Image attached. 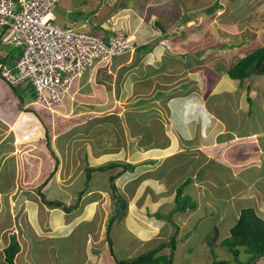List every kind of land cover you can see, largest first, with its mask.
I'll use <instances>...</instances> for the list:
<instances>
[{
  "label": "rangeland",
  "instance_id": "rangeland-1",
  "mask_svg": "<svg viewBox=\"0 0 264 264\" xmlns=\"http://www.w3.org/2000/svg\"><path fill=\"white\" fill-rule=\"evenodd\" d=\"M213 2L214 4H212ZM68 3L72 9L77 4H80V7L79 9L67 11L66 6ZM213 6L217 7L208 13L207 10ZM98 7L101 8L100 14L104 15H94ZM77 10L82 12L83 16H88L89 21H91L92 17V20L102 17L101 20L106 23L109 22L106 19L111 16L112 22L106 24L111 27L112 31L119 34L130 32L132 26H136L135 32L137 33H142L144 29L148 28L157 33L153 21L159 23L164 29L162 31L164 33H178L176 34L178 44H181L180 39H184L185 45H189L184 52L185 55L181 57V61H186V66L184 63L180 64V66L174 64L173 71L168 73L167 76H159V72L152 75V79H154L152 94L150 92L148 94L144 93V96L142 95V104L139 105L143 106H140L139 109L140 111H147L150 108L152 109L151 115L157 113L160 115L159 110L156 112L152 108L153 104L148 100V98L151 99L157 92V87L161 90H158L159 92H163L166 98L171 99L168 106H171L172 109L174 107L173 110L180 116V118L172 119V125L177 130H182L180 125L184 127L188 125L191 115V119L194 118L193 110L195 109V113H197L196 108L198 109V106H200L202 107L203 116L208 117L206 118V123L212 125L216 123L214 121L216 119L219 133L227 140L225 143L218 140L215 143L213 142L212 145L206 144L208 146L202 147L200 155L203 160L196 158L197 154L199 156V153L196 152L197 154L195 155L182 156L179 163L167 161L160 166L159 171L155 175L161 176L163 173L166 174L167 178L164 183L166 182L165 184L169 186L172 193L165 195L163 192H159L162 194V197L156 200L151 197L149 199L150 205L148 203L144 204L145 200H148L147 198L150 196V192L146 193L147 188H144L149 183L148 180L141 179L140 183L137 181L136 185L142 186L143 190L137 193V195L134 194L132 198L127 195V192L122 193L118 191L121 192L119 196L123 209L122 207L118 209V204L115 203L116 196L113 191L108 190V194H103L105 195L104 200L103 197L98 200L99 195L91 192L98 188L99 190L102 189V191L105 190L104 188L111 184V178L114 176L107 179L105 176L98 174L99 172H94L93 168L88 171L89 166L86 165H89V162L86 158V151L84 150L85 153H83L84 147H82L76 154L81 161H79L77 168L81 171L78 179L68 186V188H62L58 183L56 184L52 181V185L44 193V196L53 193L55 196H70L71 202L69 204L72 203L74 205L72 207L74 208V212L67 211V205L64 208L65 212H63L62 221L58 220L65 226L59 227L61 224L51 226V224H54V219L49 218L50 215L46 213L47 210H41L38 224L35 223L34 226H38L45 234H38L40 231L37 227L36 231L38 235L36 237L33 234L30 235L28 229V232L24 234V226L22 225V221L28 218L23 219L25 214H22V212H26V205L28 206L27 201L29 200L19 195L13 196L10 205L7 201L5 203V198H1L3 190L6 191L10 186V179L7 175L9 169L4 162L0 167V229L2 232H0V251H3L7 246V242L14 236L17 242L20 243V250L14 257L15 264H116V260L133 259L142 251L149 250L160 244L169 243L170 237L174 235L176 231L175 227L177 226L178 229L174 237L176 239V249L172 264H211L213 260H230L231 263L235 264L233 255L225 247L221 246L220 243L225 237L229 236V229L239 217L241 207L250 208L248 207L250 206L249 200L251 203L255 201L258 205L263 204L260 206L261 209L257 210L255 214L264 219V189L262 191V188H264V87L259 90L257 96L255 95V101L251 104L247 102L244 96L245 93H243L239 97L240 101L235 107L236 111L233 109V115L239 114L238 121L241 119V123L243 124L242 128L240 130L237 129V131H241L243 134L230 131L227 123L218 121V117H224L228 114L227 110L225 112V110L221 111L217 109L214 111V114H210L211 116L207 113L210 112L208 110L210 103L217 102L218 97H214L213 94L217 92L216 87L223 78H217L214 82L215 85L211 86V82L215 79V72L219 69L218 75H222L221 69L230 68L244 54L256 47L264 46V0H61L53 11L55 22L62 25L64 21L69 22V19L78 21L81 15L77 13ZM136 22L138 23L137 25ZM7 33V29L0 28V57H4V54L7 52L10 53V56L15 57L16 48L3 39ZM195 50L200 52L199 56L194 54L195 58L201 61L200 64H197L196 74H194L193 69L188 68V66H191L192 61V59H189V55ZM159 55L161 53L155 51L149 58L157 61ZM143 58L145 61L146 57ZM111 63L107 66L110 67L109 72L113 74L114 79H104L105 82L101 84V87H103V90L108 95L111 91L116 95H121L126 85L130 83V74H134L135 76L140 75L141 79L137 81V85L141 86V82L144 81L143 78L146 75L141 76L139 74L141 71L143 72L142 67H139V61L135 63L134 59L131 60V57H128L122 63ZM146 72L149 71L146 70ZM200 77L204 88L200 86V83L190 82V80H198ZM162 80H164L163 85L160 84ZM249 82L254 91L257 89V85L260 87L255 76H252ZM193 84L197 85V87L192 93L190 91L193 90L191 88ZM244 84L245 80L239 85L238 89L240 88L245 91ZM134 92L132 90L130 96L127 95V97L117 101L111 112L117 115L118 112L129 111V106L136 105L134 102L135 96H133ZM2 104L3 100L0 99V109L1 106H4ZM149 104L152 106H148ZM12 105L14 106V103ZM8 106V104L4 106L5 115L12 114L14 116L16 113L15 109H10ZM181 106L182 108L179 110ZM239 110H242V113L237 112ZM181 111H184V116ZM111 112L108 111L107 116L101 119L107 118L110 120ZM25 116L28 119L22 118L18 123L20 125L18 129L29 131L31 128L30 121L35 123V119L31 118L29 114H25ZM153 120L156 121L158 119L154 116ZM59 121L55 124V128L59 127ZM83 126L81 124L77 127L82 129ZM93 128L92 126L88 129L92 130ZM122 128L123 126L119 127V129L117 128L118 134L123 132ZM146 130V133L142 132L138 136L142 146H145L146 143L150 144L153 147L152 149L157 148L159 150L160 148L157 146L166 144L164 141L166 139L164 136H167L166 134L154 139L151 127L148 129L147 125ZM71 131L75 132L70 129L68 132ZM43 132L42 130L41 133L43 134ZM225 132H229V134H225ZM108 138L118 139L116 136H109ZM183 138L189 140V137L184 136ZM206 139L208 138L206 137ZM192 140L193 138L188 142V145L194 143ZM42 142L43 145L47 140L44 139ZM123 145L125 146L126 142ZM139 147L141 146L139 145ZM227 147H229V151L224 156L223 152L228 149ZM52 151L55 153L57 159L52 157L51 163L59 169L63 166V172L64 168L69 169L70 167L65 166L66 164H62L64 160L66 161V156L62 152L61 155H58L59 150L57 146H53ZM156 154L153 152L148 154L147 157L158 161V159L162 158V155L157 156ZM165 155L170 156V153H166ZM192 156L196 158L193 163H191ZM203 156H206V158ZM119 157H122V155H118ZM126 158L111 160L110 162H113V165L106 166L104 170L106 172L116 171L117 168H120V165L123 167V170L127 166L124 172L131 171V165L121 164L125 161H130L128 156ZM140 158H144V156H140ZM187 158H191L190 162ZM152 160L149 159V161ZM115 161L121 162L116 163ZM201 162L203 163L202 165H200ZM171 164L174 165L169 168ZM226 167H230L229 170H226ZM148 168L154 169V165L148 166ZM18 171L21 176L23 174L24 179L30 178L29 182H19L22 187L26 189L30 186L34 187L37 192L42 189V185L47 182L46 180L50 178L52 173V171L50 172L49 163L45 162V159L39 165L33 166H29L26 162ZM258 171H261L262 174L257 175ZM188 178H191V182L184 185L182 193L191 195L192 199L196 201L195 207L184 211L171 212L175 206V196L178 188H180V182ZM152 179L150 178V181ZM19 187H21L20 184ZM133 187L134 184L130 186V189ZM61 189H64L63 193H59ZM36 191L35 194L38 195ZM89 191L91 193L88 194ZM226 194L227 197L233 196L227 198ZM162 199L168 202L165 203L163 201L162 203ZM57 200L61 199L58 198ZM91 200H97V203L93 205L96 208L95 216L92 217L94 221L89 224L88 222L85 223L83 218L80 219V216L86 213L87 208L90 207L88 203ZM130 200H132L131 209L129 208ZM235 200L238 202L237 204H235ZM153 204L158 211L153 212L152 209L154 208H151ZM44 206L49 209L47 205L44 204ZM145 206L148 210L150 207V214L143 212ZM167 209H169V212L166 211ZM19 213L22 214V217H19V219L22 218L21 225L15 228L12 222L16 219L17 214L20 215ZM129 213H132V215H123ZM151 213H154L153 216L155 218L152 217V220L145 219L146 217H150ZM133 216L136 219L133 220ZM3 218H5L6 222L3 221ZM123 219L126 220V223H122ZM153 220L160 222L153 225ZM75 223L78 225H75ZM2 225H9V231L6 230V226L2 227ZM100 225L101 227L103 226L101 232L99 231ZM109 225L110 229L108 232L107 227ZM213 227L217 229V233L212 246H209L207 239L213 236ZM52 229L55 230L54 233ZM54 236L57 238L55 239ZM50 239L53 240L50 241ZM169 251L170 245H166L161 250V253L168 255ZM245 258V255L240 254L239 259L242 260V264L245 263ZM260 262L264 264V257H262ZM0 264H7L1 252Z\"/></svg>",
  "mask_w": 264,
  "mask_h": 264
},
{
  "label": "crops",
  "instance_id": "crops-1",
  "mask_svg": "<svg viewBox=\"0 0 264 264\" xmlns=\"http://www.w3.org/2000/svg\"><path fill=\"white\" fill-rule=\"evenodd\" d=\"M66 7H67V11H72L74 9H79L80 4H77L74 9L71 8L69 3L67 4ZM100 10L101 8L98 7L94 15H104V14H100ZM77 13L81 15L78 21L69 19V22L64 21L62 25H66L72 21H76L77 24H79L80 27H82L85 31L90 30L95 32L96 29H99L98 27H102L104 30L107 31L106 33L105 32L94 33L99 37L102 36L106 37L107 35L111 34L110 31H112V29L106 24L112 22L111 16H109V18L106 19V21L109 22L104 23V21L101 20L102 17H97L93 20L92 17L91 21H89L88 16H83L82 12H80L79 10H77ZM137 24L138 23L136 22V25ZM127 29L129 28L127 27ZM135 29L136 26H132L130 33H128L131 37L134 38V45L139 48L144 45L147 46L151 45L152 47L147 52H144V50L139 51L138 48L130 54L124 55L120 58L113 59L112 62L122 63L126 59H128V57H131V60L134 59L135 63H137L138 61L140 62L139 67H142L143 72L141 71L139 74H141V76L144 75L146 76L143 78L144 81L141 82V86H139L137 85V81L141 79L140 75L135 76L134 74H130L129 75L131 79L130 83L126 85L125 90L123 91L124 93L121 92V95H116L113 93V91H111L112 93L110 92V94L108 95V93L103 90V87H101V84L105 82L104 79H109V80L110 78L114 79L113 74L109 72L110 67L108 66L106 67L93 66L87 68L82 74H80V76H78L73 81L72 86L69 89V92L67 93L64 99V102L60 106L53 107V109H51L50 111L42 109L38 107L36 104L34 105L33 103L34 96L32 97L33 91L32 89H30L31 87L28 84H22L14 88L11 87L0 77V99L3 100L2 105L5 106V104H8L9 105L8 107H10V109H15L14 111H16L14 116L12 114L6 116L4 106H1L0 109V167L5 162L7 168L9 169L7 175L9 176L10 179L9 180L10 186L6 191L3 190V193L1 194L2 196L1 198H5V203L7 201V203H9L10 205H11L12 197L13 196L16 197L17 195L30 201L29 202L26 200L28 202V206L26 205V212H22V214H25L23 219L28 217L27 218L28 220L26 219L22 221L23 222L22 225L24 226V234L25 232L28 231H29L28 233H30V235L33 234L34 237H36L38 234H42V235L45 234L44 231H42L38 226H34L35 223L38 224L39 213L41 210L42 211L47 210L46 213L50 215L49 218L54 219L53 220L54 224H51V226L52 225L58 226L60 224L61 225L59 227L65 226V225L63 226L62 225L63 223H61L63 219L62 218L63 212H65L64 208L68 205L67 206L68 210H70V212H74V208H72L74 205L72 203L69 204L71 202V197L55 196L54 193L51 195L44 196V193L49 189V186L52 185L51 184L52 181L55 182L56 184L58 183L62 188H68V186L72 185L73 182L78 179V176L79 174H81V171L77 169L79 166L80 159L76 154L77 151H80L82 147H84L83 153H85L84 150L86 151V158L87 161L89 162V165L86 166L89 167L91 166V168L93 169L99 166L106 165L111 160H120L121 158L127 159L126 157L128 156L130 161H125V162L123 161L124 163L121 164L131 165L132 169L129 172H124V170L127 169L126 165L124 170L123 167L119 165L120 168H117L116 171L106 172V170L100 171L95 169L94 172L96 173L99 172L98 174L105 176L107 179L110 178L111 176H114L113 178H111L112 180L110 182L111 184L113 183L114 186L116 187V192L114 193L116 195H119V193L121 192L122 193L127 192V195L130 196V198H132L134 194L137 195V193H140L143 190L142 186L139 187V184L136 185L137 181L140 183L141 179L148 180L149 183L146 184L144 188H147L146 193L150 192L149 194L150 196L149 198H147L148 200H145L144 204L148 203V205H150L149 199L151 197L155 198L154 200L160 199L162 197V194H160L159 192L161 193L163 192L165 195L167 193L168 194L172 193L170 192L172 190L169 189V186L165 184L166 182L164 183V181H166L167 178L166 174L163 173V175L161 176L155 175L159 171L160 166L165 164L167 161H171V162L175 161L179 163V161L182 159V156L195 155L197 154L196 152L199 153V156L197 154L196 158L198 159L201 158L200 160H203L202 156L200 155L201 153L200 151L202 147L212 145L213 142L215 143V141L218 140L223 141L224 143L226 142L227 139L224 138V136L219 133V128L217 127L218 125L216 119L214 120L216 123H213L212 125H208L206 123V118L208 117L203 116L202 107L200 106H198V109L196 108L198 114L195 113V109L193 110L194 118L191 119L192 118L191 115V117L189 118L190 120L188 122V125L185 127L183 125H180L182 130H177L174 127V125H172V119L180 118V116H178L177 112L173 110L174 107L172 109L171 106L170 107L168 106V103L171 101V99L166 98L164 93L159 92L161 90H159L157 87H156L157 92L151 97V99L148 98L149 102L152 103L153 106L151 104H149L148 106H152V108H154L156 112L157 110H159L158 112L160 113V115L158 113L155 115H151L152 109L150 108L147 111H140L139 109L140 106H143V105H139L142 104L139 102L143 100L142 95L144 96V93L148 94L151 91H153L154 86L152 84L154 79H152L153 78L152 75H155L156 72H159L158 74L159 76H167L168 72H172V69L170 68L172 65V61L178 59L177 57L179 55H185L184 52L186 51L187 46L189 45H185L186 42L184 39L179 40L183 46L181 44H177L176 42H174L177 39L176 34L178 33H155L156 31L149 28L144 29L142 33H137L135 32ZM96 32H101V30L98 31L96 30ZM227 45H231V44H227ZM155 51L161 53V55L158 56L157 61H153L154 59L151 60L149 58V56L151 54L153 55ZM9 55L10 53L7 52L6 54H4V57H0V64L5 65L8 68H13L17 58L13 57L10 59ZM143 57H146L145 61ZM146 70L149 72H146ZM220 78L222 79L218 84V86L216 87L217 92H214L213 94L214 97L215 96L218 97V99L216 100L218 103L214 102L215 103L214 105V103L210 101L211 102L209 105L210 107L208 108L210 112L208 111L209 113L207 114L209 115L214 114V111H216L217 109L222 111L220 106L227 104L225 105V107H227V109H225V112L227 110L228 114H226V116L224 117H218V121L219 122L223 121L228 125L235 122L237 123V125L243 126V124L241 123V119L238 121L239 114H236L235 116L233 115L234 113L233 109L235 110V107L240 101L239 97L242 96V94L245 93V91L242 89H238L239 86L235 82L231 81L227 75L222 74ZM164 80L161 81L160 83L161 85L164 84L163 83ZM167 80H169V78H167ZM132 81L133 83H131ZM257 81L259 82L260 87L257 85V89L254 91L253 87L251 86V89L253 90V94L250 96V100H247L246 93L244 95L247 102L250 104L253 101H255V95L257 96L259 90L264 87V76L257 77ZM199 83L200 86L204 88L201 81H199ZM196 87L197 85H194L192 87L193 90L190 89L191 90L190 92L193 93ZM132 90L135 91L133 96H135L134 102L136 103V105L129 106L128 107L129 111L127 112L124 111L122 113L118 112L117 115L111 112V110L114 109L115 107L114 104L117 101H119L121 98L127 97V95L130 96ZM229 100L230 102H228ZM12 103H14V106L12 105ZM228 105L230 106L231 109H229ZM182 106L180 107L179 110H181ZM108 111L112 113L110 115L111 121L108 120L107 118L101 119L107 116ZM181 112H183V116H184L185 114L184 111ZM237 112L242 113V110H239ZM25 114H29L31 118L33 117L35 119V123H33V121H30L31 128L29 129V131H25L24 129H18L20 126L18 124L19 121L22 118L28 119L25 116ZM154 116H156V119L158 120L154 121L153 120ZM146 119L148 120L146 121ZM57 121H59L60 125L58 128H55L54 126H56L55 124H57ZM81 124L84 125L82 129L77 127L80 126ZM124 125L129 127H125ZM147 125H148V129L151 127L153 133L152 135L154 139H157L158 137H162L164 134L167 135L164 136L166 138L164 140L166 144L162 146H157L160 148L159 149L160 151L157 148L152 149L153 147L150 146V144L145 143V146H142V144H140V138L138 136H140L142 132L144 133L147 132L146 130ZM92 126L94 127L92 130L88 129L89 127ZM121 126H123L122 128L123 132L122 130H120L122 133L118 134L117 128L119 129V127ZM69 129L74 130L75 132L74 133L72 131L68 132ZM42 130L44 131L43 134L41 133ZM124 131H125V135L123 136ZM83 134L85 135L83 136ZM225 134H229V132H225ZM109 136L110 137L116 136L118 137V139L117 140L113 138L109 139L108 138ZM184 136L189 137L188 138L189 140H185L183 138ZM206 137L208 139H206ZM192 138H193L192 141H194V143L188 145V142ZM44 139H46L47 142L42 145L43 143L42 141ZM125 142L126 145L124 146L123 144ZM139 145L141 147H139ZM51 146H52V150H53V146H57L59 150L58 155H61L62 152V154L66 156V161L64 160L62 164L63 165L66 164L65 166L70 167L69 169L64 168V172H63V166L62 168L59 169L57 168V166H54L51 163L50 160L52 159V157L56 158L55 153L51 150ZM227 148L228 149L224 150L223 152L224 156L227 155V152L229 151V147ZM153 152L157 153L156 154L157 156L162 155V158L158 159V161L152 160L153 158H148L147 157L148 154H151ZM186 152H190V153H186ZM166 153H170V156H166L165 155ZM118 155H122V157L118 158ZM140 156H144V158H140ZM203 157L206 158V156ZM196 158H194L193 156L192 163ZM43 159H45V162L49 163L50 172L52 171V173L50 175V178L46 180L47 182L42 185L43 186L42 189H40L39 192H37L34 187L30 186L27 187V189L22 187L21 183L19 182H26V181L29 182L30 178H27V180L24 179L25 177L23 176V174L22 176L20 175L18 169L26 162L28 163L29 166L39 165L40 163H42ZM149 159L152 161H149ZM115 162L120 163L121 161H115ZM202 164L203 163L201 162L200 165ZM153 165H154V169L148 168V166H153ZM172 165L174 164H171L169 168L172 167ZM229 168L230 167H226V170H229ZM13 171L15 172L13 173ZM261 174H262L261 171H258L257 175H261ZM150 178H153L152 179L153 182L150 181ZM182 182L183 181H181L180 183ZM18 183L20 184L21 187H19ZM111 184L110 185L108 184L109 186L106 187L104 186L105 190L103 191L102 189L99 190L98 188L97 190H92L91 192L99 195L98 200H100L102 197L104 200L105 195L108 194V190H111L110 188ZM132 184H134V187L130 189V186ZM263 189L264 188H262V191ZM35 191L38 193V195L35 194ZM63 192L64 189H61L59 193H63ZM91 192L89 191L88 194ZM182 195H188V193H182ZM231 196L227 197L226 194L227 198H230ZM189 197H191V195ZM58 198H60L61 200H57ZM119 200L120 199L115 198V203L119 204ZM238 200L240 201V199ZM163 201L165 203L168 202L162 199L161 202L163 203ZM89 202L90 203L88 204L90 207L87 208L86 213L79 216L80 219L83 218L85 220V223L88 222L90 224L91 222L94 221L92 217L95 216L96 208L93 205L97 203V200H91ZM237 203L238 202L235 200V204ZM248 203L250 204V206L248 207L252 208L254 212L260 210L261 209L260 206L263 205V204L258 205V203H255V201L251 203L250 200L248 201ZM44 204L47 205L49 209H47L44 206ZM139 204L141 205V203ZM131 206H132V200H130V207H129L130 209ZM154 206L155 205L153 204L151 207L154 208L152 209L153 212L157 210L156 207ZM243 207L245 206H242L241 208ZM143 210H144L143 212H147L150 214L151 211L150 207L148 210V208L145 206ZM166 211L169 212V209H167ZM22 214L20 215L17 214L16 219L12 222L15 228L21 225L22 218L19 219V217H22ZM130 214L132 215V213L123 214V215H130ZM153 214L150 215L151 218L146 217L145 219L152 220V217H154ZM122 218H124V216H122ZM4 219L5 218H3V221L6 222V220ZM132 219L133 220L136 219L135 216H133ZM157 220L156 221L153 220L152 224L154 225L160 222ZM123 221L122 223H126L125 219H123ZM75 225L78 224L75 223ZM3 226L4 227L6 226L7 228L6 230L9 231V227H8L9 225H2V227ZM37 227L38 230L40 231V233L38 232V234L36 231ZM102 228L103 226L101 227L100 225L99 227L100 232ZM52 231L53 233L55 232L54 229H52ZM57 236L60 237L59 235ZM54 238L56 239L57 237L54 236ZM51 240L53 239H50V241ZM8 243L9 242H7V245ZM146 251L147 250L142 251L140 253ZM0 252L3 253V258H4L5 255L4 252L3 251Z\"/></svg>",
  "mask_w": 264,
  "mask_h": 264
},
{
  "label": "built area",
  "instance_id": "built-area-1",
  "mask_svg": "<svg viewBox=\"0 0 264 264\" xmlns=\"http://www.w3.org/2000/svg\"><path fill=\"white\" fill-rule=\"evenodd\" d=\"M61 0H0L3 38L21 55L14 67L0 64V76L10 86L29 84L34 103L51 110L60 105L72 82L88 67L110 62L131 48V39L115 34L104 41L78 30L75 22H55Z\"/></svg>",
  "mask_w": 264,
  "mask_h": 264
},
{
  "label": "trees",
  "instance_id": "trees-1",
  "mask_svg": "<svg viewBox=\"0 0 264 264\" xmlns=\"http://www.w3.org/2000/svg\"><path fill=\"white\" fill-rule=\"evenodd\" d=\"M217 6H213L211 9L207 10V12H212L213 8ZM98 30L101 32H95L88 30L87 32L94 33H102L107 32L102 27H98ZM96 35V34H95ZM98 36V35H97ZM105 39V38H104ZM106 40V39H105ZM151 46L144 45L140 47L138 50H144L147 52ZM16 58L21 52L20 48H16ZM200 52H197L196 55L199 56ZM7 56V55H6ZM10 56V55H9ZM14 56H10V59ZM228 78L235 82L238 86L245 80V93L247 96V100H250V96L253 94V90L251 89V84L249 79L252 76L259 77L264 76V47H259L252 51L250 54L246 56H242L235 64H233L228 69H221ZM217 74L215 73V79L211 82V86L214 84L217 79ZM210 82V81H209ZM208 82V83H209ZM15 88V87H14ZM31 89V88H30ZM240 89V88H239ZM34 96L32 92V97ZM141 103V101H139ZM227 105V104H225ZM225 105L220 106L222 110L227 109ZM229 106V105H228ZM229 109L230 106H229ZM242 126H238L237 123L233 122L229 125V130L232 132H237V129H241ZM243 134V133H241ZM193 158V156L191 157ZM190 158V159H191ZM190 159L187 160L190 162ZM193 161V159H192ZM191 161V163H192ZM113 162H109L106 165L99 166L95 168L96 170H104L106 166L113 165ZM93 169V170H95ZM91 170L89 167L88 171ZM191 182V178L183 180L180 183V188H178L177 194L175 196V206L171 212L174 211H184L186 209H192L195 207L196 202L189 197L188 195H182V189L184 185ZM111 190L116 192V187L114 184H111ZM116 198L120 199L118 204V209L122 206L121 198L119 195H116ZM170 212V213H171ZM236 218V217H235ZM110 225L107 227V231L109 232ZM178 227H175L174 235L170 237L169 243H164L157 245L156 247L147 250L146 252L138 254L135 258H127V259H119L116 260V264H172L174 258V251L176 249V239L175 234L177 232ZM213 236L207 239V244L212 246L213 241L215 239L217 229L213 227ZM108 235V234H107ZM221 246L225 247L226 250L230 252L234 257L235 264H242V260L239 259L240 254L245 255L244 264H263L260 262L262 257H264V219L258 217L252 208H241L239 217L235 220L234 225L229 229V236L225 237L221 241ZM170 245V251L168 255L165 253H161V250L166 246ZM20 246L15 239L14 236L11 237L9 244L4 248V259L7 264H15L14 257L19 252ZM233 263V262H232ZM230 260H213L211 264H232ZM234 264V263H233Z\"/></svg>",
  "mask_w": 264,
  "mask_h": 264
},
{
  "label": "clouds",
  "instance_id": "clouds-1",
  "mask_svg": "<svg viewBox=\"0 0 264 264\" xmlns=\"http://www.w3.org/2000/svg\"><path fill=\"white\" fill-rule=\"evenodd\" d=\"M214 4V3H213ZM212 5V4H211ZM72 22H75V21H72ZM155 22H157V21H155ZM155 22H154V27L157 29V33H164V32H162L164 29L159 25V23L157 22V26L155 25ZM76 23V25H77V28H78V30H80L81 32H84V33H86V34H89V35H92V36H95V37H98V38H101V39H103L104 41H106L107 40V38L109 37V36H111V35H115V34H118V35H121V36H124V37H127V38H130L131 39V42H132V44H131V48L126 52V53H124V54H122V55H120V56H118V57H114L113 59H115V58H120V57H122V56H124V55H127V54H130V53H132L133 51H135L136 49H138L139 47H136L135 45H134V38L133 37H131L128 33H130V32H124V34H119V33H116V32H114V31H110V33L111 34H109V35H107L106 37H99V36H97V35H95V34H91V33H89V32H87V31H85L82 27H80L78 24H77V22H75ZM59 25V24H58ZM61 26H64V25H61ZM82 29V30H81ZM106 40H105V39ZM177 40V39H176ZM177 44H178V42L177 41H175ZM151 46V45H150ZM152 47V46H151ZM264 47V46H263ZM15 48V47H14ZM206 48V47H205ZM257 48H259V47H256V48H254L253 50H251L250 52H248V53H246V54H244L243 56H246L247 54H250L252 51H254L255 49H257ZM203 51H205V50H203ZM203 51H202V53H203ZM145 52V51H144ZM198 51H193V53H191V55H189V59H192V61H191V66H188V68L190 69H193V71H194V74H196V69L198 68V66H197V64H200L201 63V61H199V60H197L196 58H195V56H194V54H196ZM201 53V54H202ZM21 55V53L18 55V57H17V59H16V61L18 60V58H19V56ZM183 55H179L177 58L178 59H176L173 63H172V65H171V69H172V71H173V66H174V64H176V65H178V66H180V64H182V63H184V65L186 66V61H181L182 60V57ZM113 59L110 61V62H108V63H103V64H100V65H97V66H95V67H106L108 64H112L111 62L113 61ZM16 61H15V63H16ZM15 63H14V65H15ZM14 67V66H13ZM91 67H93V66H91ZM88 68H90V67H88ZM185 68V67H184ZM12 69V68H11ZM86 70V69H85ZM84 70V71H85ZM83 71V72H84ZM82 72V73H83ZM218 72H219V69L215 72L216 74H217V77L218 78H220V76L221 75H218ZM168 73H171V72H168ZM223 74H225L224 72H223ZM226 75V74H225ZM1 77V76H0ZM196 78V77H195ZM199 81H201V78L200 79H198ZM198 80H195V79H192V81L190 80V82L191 83H199V81ZM189 82V83H190ZM73 83V82H72ZM20 85H22V84H20ZM29 85V84H28ZM17 86H19V85H17ZM17 86H15V87H17ZM30 86V85H29ZM72 86V85H71ZM189 86V85H188ZM193 86H194V84H193ZM193 86H191V88L193 87ZM12 87V86H11ZM31 87V86H30ZM71 88V87H70ZM190 88V89H191ZM31 89H32V87H31ZM32 91H33V89H32ZM69 92V91H68ZM33 94H34V92H33ZM67 95V94H66ZM66 97V96H65ZM34 99H35V95H34ZM65 99V98H64ZM63 102H64V100H63ZM62 102V103H63ZM33 103H34V100H33ZM61 103V104H62ZM60 104V105H61ZM34 105H35V103H34ZM37 105V104H36ZM60 105H56V106H60ZM38 107H40L39 105H37ZM56 106H54V107H56ZM40 108H42V107H40ZM42 109H45V108H42ZM53 109V108H52ZM45 110H49V109H45ZM50 111V110H49Z\"/></svg>",
  "mask_w": 264,
  "mask_h": 264
},
{
  "label": "water",
  "instance_id": "water-1",
  "mask_svg": "<svg viewBox=\"0 0 264 264\" xmlns=\"http://www.w3.org/2000/svg\"><path fill=\"white\" fill-rule=\"evenodd\" d=\"M155 25H156V26L158 25L157 22H155ZM67 210H68V208H67Z\"/></svg>",
  "mask_w": 264,
  "mask_h": 264
}]
</instances>
